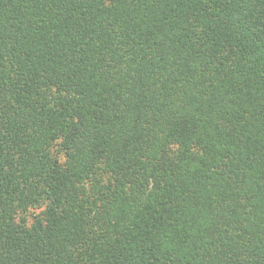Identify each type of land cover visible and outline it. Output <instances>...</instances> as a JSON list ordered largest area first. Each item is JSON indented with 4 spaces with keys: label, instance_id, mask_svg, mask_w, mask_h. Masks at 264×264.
Masks as SVG:
<instances>
[{
    "label": "trees",
    "instance_id": "trees-1",
    "mask_svg": "<svg viewBox=\"0 0 264 264\" xmlns=\"http://www.w3.org/2000/svg\"><path fill=\"white\" fill-rule=\"evenodd\" d=\"M0 264H264V0H0Z\"/></svg>",
    "mask_w": 264,
    "mask_h": 264
}]
</instances>
